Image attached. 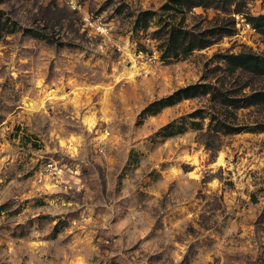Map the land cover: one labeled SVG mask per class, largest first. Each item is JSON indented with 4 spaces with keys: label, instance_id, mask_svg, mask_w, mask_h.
<instances>
[{
    "label": "rangeland",
    "instance_id": "374dc122",
    "mask_svg": "<svg viewBox=\"0 0 264 264\" xmlns=\"http://www.w3.org/2000/svg\"><path fill=\"white\" fill-rule=\"evenodd\" d=\"M238 1L185 10L231 35L173 56L171 0H0V264H264V131L211 153L190 116L217 104L162 107L218 85L220 56L264 55L246 20L264 0ZM235 115L264 124V105Z\"/></svg>",
    "mask_w": 264,
    "mask_h": 264
},
{
    "label": "trees",
    "instance_id": "16d2710c",
    "mask_svg": "<svg viewBox=\"0 0 264 264\" xmlns=\"http://www.w3.org/2000/svg\"><path fill=\"white\" fill-rule=\"evenodd\" d=\"M173 13H178L181 16L177 25H169L165 27L166 45L173 56L186 54L196 49L209 47L214 43L215 35H231V32L215 31L216 33L206 34L194 32L184 27V11L201 7L203 9L220 7L227 10L234 5L232 14H238L240 2L238 0H171ZM146 17V16H145ZM248 24L254 29L263 31L264 33V14L258 16H246ZM221 61L225 66L219 68L222 72L221 80L218 85L207 83H198L178 89L172 95L165 99L162 107L174 104L175 101L181 99L195 98L198 96H208V100L217 104L222 112L213 110L210 114H192L200 119H208L205 132H200L203 138L205 149L211 153H216L221 149L219 136H228L238 134L244 131H264V124H255L253 126H240L235 121V112L251 108L253 106L264 105V90H250L243 92L245 87H248L254 79L264 80V55L259 56L252 53L228 54L220 56ZM239 86L238 90H233L232 87ZM251 87V86H250ZM165 103V104H164ZM168 103V104H166ZM201 113V112H200ZM198 130H202L199 122H193ZM169 126H172L169 125ZM176 133V132H174Z\"/></svg>",
    "mask_w": 264,
    "mask_h": 264
},
{
    "label": "built area",
    "instance_id": "2783aa9c",
    "mask_svg": "<svg viewBox=\"0 0 264 264\" xmlns=\"http://www.w3.org/2000/svg\"><path fill=\"white\" fill-rule=\"evenodd\" d=\"M98 31H102L101 28H98Z\"/></svg>",
    "mask_w": 264,
    "mask_h": 264
}]
</instances>
